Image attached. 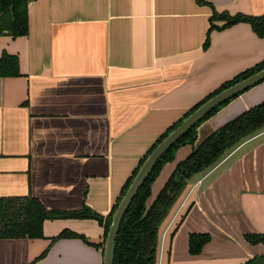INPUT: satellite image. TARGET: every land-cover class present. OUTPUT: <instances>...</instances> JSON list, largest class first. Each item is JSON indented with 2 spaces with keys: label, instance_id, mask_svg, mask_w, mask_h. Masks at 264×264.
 <instances>
[{
  "label": "crops",
  "instance_id": "0c3cea01",
  "mask_svg": "<svg viewBox=\"0 0 264 264\" xmlns=\"http://www.w3.org/2000/svg\"><path fill=\"white\" fill-rule=\"evenodd\" d=\"M204 1L35 0L28 34L0 35V57L16 55L20 71L0 77V198L34 197L52 211L88 209L103 220L46 219L44 238L0 239V264H103L105 221L152 146L222 83L264 60V37L250 23L211 30L215 12L263 16L264 0ZM262 101L264 81L203 122L197 144ZM263 149L264 131L189 180L163 233L192 207L168 252L163 240V264L264 255L263 243L244 237L264 233ZM191 151L180 147L163 166L149 204ZM64 231L88 241H52ZM204 232L211 241L192 255L190 234Z\"/></svg>",
  "mask_w": 264,
  "mask_h": 264
},
{
  "label": "trees",
  "instance_id": "16d2710c",
  "mask_svg": "<svg viewBox=\"0 0 264 264\" xmlns=\"http://www.w3.org/2000/svg\"><path fill=\"white\" fill-rule=\"evenodd\" d=\"M32 1L35 0H0V35L20 37L28 34V7ZM199 2L205 3L204 0H199ZM223 15L226 16L224 20L226 22L222 26H219L211 21V30L223 29L239 22H248L259 37H264V15L258 17L240 14L235 16ZM209 41L210 38L208 36L204 44L205 48L209 46ZM262 69H264V60L222 83L221 86L191 109L182 120L169 128L157 140L147 155L141 160L139 167L127 181L119 201L106 219L105 241L116 208L140 167L155 147L205 101ZM19 74L18 57L8 53L2 55L0 57V77L17 76ZM244 92L211 110L156 163L121 223L115 244L114 264H159L163 242L160 228L171 213L172 208L181 200L184 192L188 188L189 180L197 173L211 169L242 143L264 131V101H262L220 126L202 142L197 144L199 126L215 115L223 106L227 105ZM185 145L192 146L191 153L177 164L165 186L152 203L149 204L148 200L152 195V185L160 174L163 166L167 162L173 161L177 150ZM191 207L190 205L181 216L180 221L172 230L169 238L174 236ZM65 217L95 218L103 221L98 214L88 209L79 212H60L47 209L39 199L34 197L0 198V239L44 238V221L51 218ZM63 237H79L86 242L88 241L84 236L73 231H64L52 241ZM244 237L251 244H264V233H245ZM210 241L211 235L209 233H191L189 236V252L192 255L200 254L204 246ZM48 251L49 248L43 252L40 258H43Z\"/></svg>",
  "mask_w": 264,
  "mask_h": 264
},
{
  "label": "water",
  "instance_id": "95a60500",
  "mask_svg": "<svg viewBox=\"0 0 264 264\" xmlns=\"http://www.w3.org/2000/svg\"><path fill=\"white\" fill-rule=\"evenodd\" d=\"M262 81H264V69L212 96L200 105L194 112H192L186 119H184V121L176 129H174L155 147L140 167L138 173L114 212L112 223L105 241L103 264H114L115 244L121 223L139 190L144 185L147 177L160 158L211 110L238 94L258 85ZM245 264H264V255L256 257Z\"/></svg>",
  "mask_w": 264,
  "mask_h": 264
},
{
  "label": "rangeland",
  "instance_id": "374dc122",
  "mask_svg": "<svg viewBox=\"0 0 264 264\" xmlns=\"http://www.w3.org/2000/svg\"><path fill=\"white\" fill-rule=\"evenodd\" d=\"M225 20L226 19V16H224L223 14H219V13H215L214 15H213V17H212V22L214 23V22H217V21H219V20ZM264 150V149H263ZM262 159H263V167H264V156L262 155ZM199 176H201V175H198L197 177H199ZM194 177V176H193ZM251 181H253V180H251ZM190 183V181L188 182V184ZM178 205H179V202H177L176 203V205L172 208V210H171V213L169 214V216L177 209V207H178ZM168 216V217H169ZM168 217H167V219L165 220V222H163V224H162V226H161V228H160V233H161V235H162V240L164 239L165 240V252H168L169 250H170V248H169V246H168V244L166 245V241L169 239V235L171 234V232H172V230L171 231H169V233H167V235L165 234L164 235V233H163V228L166 226V224H167V222L169 221V219H168ZM167 232V231H166ZM167 254V253H166ZM258 257V256H257ZM252 259H254V258H251L250 260H252ZM249 260V261H250Z\"/></svg>",
  "mask_w": 264,
  "mask_h": 264
},
{
  "label": "built area",
  "instance_id": "2783aa9c",
  "mask_svg": "<svg viewBox=\"0 0 264 264\" xmlns=\"http://www.w3.org/2000/svg\"><path fill=\"white\" fill-rule=\"evenodd\" d=\"M166 231H167V230H165L164 235L167 234ZM163 240H164V239H163ZM163 240H162V241H163ZM162 246H163V242H162ZM162 251H163V250H161V255H160V261H159V264H163Z\"/></svg>",
  "mask_w": 264,
  "mask_h": 264
}]
</instances>
